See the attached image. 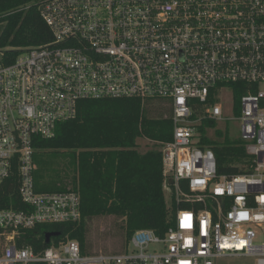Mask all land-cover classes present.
<instances>
[{
	"label": "built area",
	"instance_id": "1",
	"mask_svg": "<svg viewBox=\"0 0 264 264\" xmlns=\"http://www.w3.org/2000/svg\"><path fill=\"white\" fill-rule=\"evenodd\" d=\"M38 7L52 40L14 60L0 51V264H264V0ZM228 90L251 160L247 173L231 177L219 175L200 131L227 120ZM110 98L170 107L173 140L156 144L175 227L164 237L138 230L121 252H87L76 240L26 246L22 238L40 225L81 220L77 192L37 190L35 139L54 138L80 101Z\"/></svg>",
	"mask_w": 264,
	"mask_h": 264
},
{
	"label": "trees",
	"instance_id": "2",
	"mask_svg": "<svg viewBox=\"0 0 264 264\" xmlns=\"http://www.w3.org/2000/svg\"><path fill=\"white\" fill-rule=\"evenodd\" d=\"M39 0H0V51L14 60L24 50L52 40L40 15ZM237 86L238 84H233ZM240 94L234 90L236 107ZM143 106L134 98L83 100L75 118L59 123L51 139H35L37 151H45L69 159L74 177L71 187L65 180L56 191L77 192L81 197V220L76 223L40 225L27 232L23 244L35 250L47 247L46 235L61 232L54 244L78 241L83 250L88 243V223L101 217L122 220L123 245L143 229L164 237L175 227L176 209L166 202L163 189V158L156 142L173 140V122L160 109ZM214 122L200 126L204 134ZM152 145L146 151L141 143ZM202 144L213 150L219 175L237 176L247 173L251 163L242 142L219 145L205 137ZM122 245V246H123Z\"/></svg>",
	"mask_w": 264,
	"mask_h": 264
},
{
	"label": "rangeland",
	"instance_id": "3",
	"mask_svg": "<svg viewBox=\"0 0 264 264\" xmlns=\"http://www.w3.org/2000/svg\"><path fill=\"white\" fill-rule=\"evenodd\" d=\"M2 26H0V36ZM228 103H224L225 117L227 120L222 122H214L213 127H207L204 136L215 141L219 145L226 143L233 144L242 142V132L240 122L237 120L239 111L233 110V96L228 90L226 96ZM156 103V102H155ZM150 108L160 109L165 115H170V107L159 102ZM152 145L148 141L141 143V150L146 151ZM35 163L37 171L34 178L37 190L56 191L66 182L71 187V181L74 177L73 167L68 164L69 159L56 156L45 151H37L35 154ZM122 220L114 217L95 218L88 223V243L87 252H121L127 247L123 245V237L121 234ZM123 245V246H122ZM131 250V248H129ZM215 264H257L256 259L252 257H229L218 259Z\"/></svg>",
	"mask_w": 264,
	"mask_h": 264
},
{
	"label": "water",
	"instance_id": "4",
	"mask_svg": "<svg viewBox=\"0 0 264 264\" xmlns=\"http://www.w3.org/2000/svg\"><path fill=\"white\" fill-rule=\"evenodd\" d=\"M61 232H55V233H49L46 235L45 242L46 244H49L52 239L61 237Z\"/></svg>",
	"mask_w": 264,
	"mask_h": 264
}]
</instances>
